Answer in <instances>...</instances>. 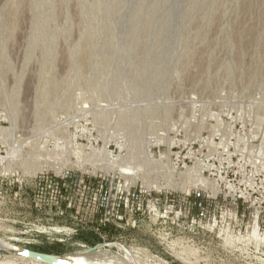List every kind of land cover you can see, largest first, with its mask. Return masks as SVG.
I'll use <instances>...</instances> for the list:
<instances>
[{
  "label": "rangeland",
  "instance_id": "1",
  "mask_svg": "<svg viewBox=\"0 0 264 264\" xmlns=\"http://www.w3.org/2000/svg\"><path fill=\"white\" fill-rule=\"evenodd\" d=\"M46 172L68 208L33 201ZM0 239L264 264V0H0Z\"/></svg>",
  "mask_w": 264,
  "mask_h": 264
},
{
  "label": "built area",
  "instance_id": "2",
  "mask_svg": "<svg viewBox=\"0 0 264 264\" xmlns=\"http://www.w3.org/2000/svg\"><path fill=\"white\" fill-rule=\"evenodd\" d=\"M65 176V173L52 175L48 172L36 175L32 185L33 201L40 203L42 208L47 207L60 211L66 202L64 195ZM64 208H68V205H65Z\"/></svg>",
  "mask_w": 264,
  "mask_h": 264
},
{
  "label": "bare ground",
  "instance_id": "3",
  "mask_svg": "<svg viewBox=\"0 0 264 264\" xmlns=\"http://www.w3.org/2000/svg\"><path fill=\"white\" fill-rule=\"evenodd\" d=\"M111 169H113V168H111ZM111 169H109V170H111ZM112 246H113V244H107V245H104V246L103 245H99L95 249H91V250L83 252V253H77V254H75V255H73L71 257L70 256L69 257L65 256L63 258L51 259V262L54 263V264H60L61 263L60 260H63V261H69V262H72V263H77V262H80V261H82L83 263H84V261H85V263L86 262L91 263V261H94L95 258H98V261H99L100 255H99V257L97 255L103 252L101 248H103V247H109L110 248ZM0 247L4 248V249H7V250L20 252V250H16L15 248L7 246L5 244V242L2 241L1 239H0ZM37 261H39V260H37ZM122 264H126V263L124 261H122Z\"/></svg>",
  "mask_w": 264,
  "mask_h": 264
},
{
  "label": "water",
  "instance_id": "4",
  "mask_svg": "<svg viewBox=\"0 0 264 264\" xmlns=\"http://www.w3.org/2000/svg\"><path fill=\"white\" fill-rule=\"evenodd\" d=\"M99 245L104 246V245H106V243L97 244V245L91 247L90 249H95ZM21 257H23L24 259L39 260L43 264H54L51 262V259H57V258L62 257V256H56V255L45 254V253H41V252H35V251L23 249V253L21 254Z\"/></svg>",
  "mask_w": 264,
  "mask_h": 264
},
{
  "label": "trees",
  "instance_id": "5",
  "mask_svg": "<svg viewBox=\"0 0 264 264\" xmlns=\"http://www.w3.org/2000/svg\"><path fill=\"white\" fill-rule=\"evenodd\" d=\"M42 253V252H41ZM45 254H47V253H45Z\"/></svg>",
  "mask_w": 264,
  "mask_h": 264
}]
</instances>
